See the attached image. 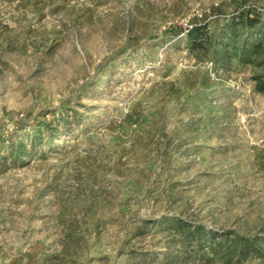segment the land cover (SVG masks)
Here are the masks:
<instances>
[{
  "label": "rangeland",
  "instance_id": "374dc122",
  "mask_svg": "<svg viewBox=\"0 0 264 264\" xmlns=\"http://www.w3.org/2000/svg\"><path fill=\"white\" fill-rule=\"evenodd\" d=\"M253 6L264 0H0V139L57 130L0 168V264H201L176 220L264 238V94L248 67L206 85L182 42L164 48ZM184 77L194 101L219 93L212 108H174L165 83Z\"/></svg>",
  "mask_w": 264,
  "mask_h": 264
},
{
  "label": "trees",
  "instance_id": "16d2710c",
  "mask_svg": "<svg viewBox=\"0 0 264 264\" xmlns=\"http://www.w3.org/2000/svg\"><path fill=\"white\" fill-rule=\"evenodd\" d=\"M176 35L180 37L166 43L164 48L181 46L182 42L196 64L205 65L206 85L214 80V76L227 72L228 65L234 62L250 69L249 81L253 84V91L264 94V17H261V13L241 10L236 15L226 18L221 25L210 26L208 22L203 21L182 29ZM149 58L152 60L150 55ZM163 65L161 62L159 66ZM211 72L214 73L213 77ZM182 79L183 87L177 86L175 81L165 83L168 101L174 103V108L189 107L191 103L195 105L199 102L204 109L212 108V100L218 97L219 93L211 91L213 88H207L203 90L202 97L194 101L193 91L189 92L192 79L188 77ZM209 91L213 93L207 94ZM194 105L191 107L193 111L200 109ZM100 118L101 114L89 119L74 116V121L77 124L86 122L93 124ZM70 130L72 129L68 127V131ZM56 133L57 130L52 124L44 123L33 128L26 140L10 137L9 141L5 142L0 139V168L11 170L41 155L44 144L49 147L54 145ZM83 133L84 130L79 131V134ZM175 228L179 234H183L181 244L178 246H184L187 242L198 244L197 254L199 256L201 254V264H264V238L245 237L232 232L215 233L213 230L199 227L189 229L186 224L177 220ZM203 237L208 245H201ZM172 263L173 261L169 260L167 264Z\"/></svg>",
  "mask_w": 264,
  "mask_h": 264
},
{
  "label": "built area",
  "instance_id": "2783aa9c",
  "mask_svg": "<svg viewBox=\"0 0 264 264\" xmlns=\"http://www.w3.org/2000/svg\"><path fill=\"white\" fill-rule=\"evenodd\" d=\"M247 10L256 11L258 13H261V15H264V9H260L259 7H256V6H253L250 9L247 8V9L242 10V11H247Z\"/></svg>",
  "mask_w": 264,
  "mask_h": 264
}]
</instances>
